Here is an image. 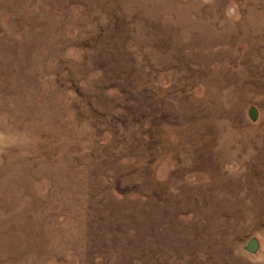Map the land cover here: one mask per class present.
Segmentation results:
<instances>
[{
  "label": "rangeland",
  "instance_id": "rangeland-1",
  "mask_svg": "<svg viewBox=\"0 0 264 264\" xmlns=\"http://www.w3.org/2000/svg\"><path fill=\"white\" fill-rule=\"evenodd\" d=\"M263 127L264 0H0V264H264Z\"/></svg>",
  "mask_w": 264,
  "mask_h": 264
},
{
  "label": "water",
  "instance_id": "water-1",
  "mask_svg": "<svg viewBox=\"0 0 264 264\" xmlns=\"http://www.w3.org/2000/svg\"><path fill=\"white\" fill-rule=\"evenodd\" d=\"M248 116L251 120H254L256 118V112L254 108H250L248 111ZM258 249V243L255 239L248 240L245 250L249 253H255Z\"/></svg>",
  "mask_w": 264,
  "mask_h": 264
},
{
  "label": "bare ground",
  "instance_id": "bare-ground-1",
  "mask_svg": "<svg viewBox=\"0 0 264 264\" xmlns=\"http://www.w3.org/2000/svg\"><path fill=\"white\" fill-rule=\"evenodd\" d=\"M246 21V20H245ZM211 86V85H210ZM219 93V92H218ZM218 104V103H217ZM221 107V106H220ZM224 126V125H223ZM220 128V127H219ZM264 128V127H263ZM226 129V128H225ZM225 131V130H224ZM248 131V130H247ZM223 132V131H222ZM247 135V134H246ZM224 144V143H223ZM226 144V143H225ZM222 148V147H221ZM220 148V149H221ZM223 152V151H222ZM227 153V152H226ZM218 158V157H217ZM210 161V160H209ZM241 162V161H240ZM222 180V179H221ZM264 197V196H263ZM84 245V244H83ZM77 249V248H76Z\"/></svg>",
  "mask_w": 264,
  "mask_h": 264
}]
</instances>
